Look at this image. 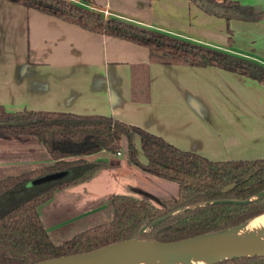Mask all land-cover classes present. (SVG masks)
Here are the masks:
<instances>
[{
	"label": "trees",
	"instance_id": "obj_1",
	"mask_svg": "<svg viewBox=\"0 0 264 264\" xmlns=\"http://www.w3.org/2000/svg\"><path fill=\"white\" fill-rule=\"evenodd\" d=\"M23 8L78 25L92 33L146 47L149 62L190 67L214 66L264 85V65L213 46L190 41L115 16L106 17L93 6L72 0H6ZM207 14L229 21L255 20L258 14L234 0H189ZM130 99L146 104L150 98L148 66L130 68ZM131 135L139 138L146 162L135 155ZM38 137L49 161L0 177V264H34L50 258L83 254L122 241L158 243L182 241L216 234L243 225L264 214V158L210 161L179 150L161 137L103 115L22 110L8 112L0 106V137ZM141 171L176 187L160 205L125 194L109 199L107 218L56 244L41 223L40 205L65 189L98 175L111 163L89 156L100 151H120ZM115 164V162H114ZM113 164V165H114ZM64 173L46 182L31 180ZM208 264H264V256H233Z\"/></svg>",
	"mask_w": 264,
	"mask_h": 264
},
{
	"label": "crops",
	"instance_id": "obj_2",
	"mask_svg": "<svg viewBox=\"0 0 264 264\" xmlns=\"http://www.w3.org/2000/svg\"><path fill=\"white\" fill-rule=\"evenodd\" d=\"M91 1L106 17L129 20L264 65V0H234L258 14L255 20L244 21L209 15L189 0ZM145 64L150 98L141 104L130 99V68ZM0 106L12 113L38 110L108 116L210 161L264 158V85L214 66L150 63L146 47L92 33L6 0H0ZM131 138L135 155L145 163L139 138ZM26 140L13 148L0 147V171L15 172L27 164L49 161L47 155L26 161L1 158L27 152L33 146L27 149L30 141ZM72 187L50 200L73 201ZM87 192L95 194L92 189ZM73 220L68 215L63 221ZM57 226L58 222L52 229ZM52 229L45 228L47 233Z\"/></svg>",
	"mask_w": 264,
	"mask_h": 264
},
{
	"label": "rangeland",
	"instance_id": "obj_3",
	"mask_svg": "<svg viewBox=\"0 0 264 264\" xmlns=\"http://www.w3.org/2000/svg\"><path fill=\"white\" fill-rule=\"evenodd\" d=\"M72 1L89 5L85 0ZM23 139H25L23 136H14L13 139L8 140L2 136L0 137V147L13 148L14 146L24 145L25 141H20ZM26 141H30L29 144L27 143V149L29 148L28 146H33L27 152L17 153V155H4L1 158H18L21 161L45 158L46 151L38 137H30ZM97 153L96 156H92L91 158H103L111 163V167H107L101 171L102 173L98 177L99 180L91 179L72 187L70 190H72L74 195L71 202L57 203L49 200L38 208L44 228L52 229L53 225H56L57 222L59 223V227L57 226L52 230H48L49 232L47 233L49 239L56 244L64 243L75 234L104 221L110 212L109 199L115 193L134 196L138 199L150 201L155 205H160L161 199L173 196L176 192L174 183L163 181L141 171L129 162L127 155L122 150L114 155L106 152L109 157L100 152ZM31 166L30 164L21 166L15 172H5L2 170L0 171V177L15 175L31 168ZM88 189L94 190L95 194H89L87 192ZM68 215L70 219L74 220L65 223L63 220Z\"/></svg>",
	"mask_w": 264,
	"mask_h": 264
},
{
	"label": "bare ground",
	"instance_id": "obj_4",
	"mask_svg": "<svg viewBox=\"0 0 264 264\" xmlns=\"http://www.w3.org/2000/svg\"><path fill=\"white\" fill-rule=\"evenodd\" d=\"M152 241H125L95 255L93 264H206L233 255H264V214L230 231L205 236L175 253L154 254Z\"/></svg>",
	"mask_w": 264,
	"mask_h": 264
},
{
	"label": "water",
	"instance_id": "obj_5",
	"mask_svg": "<svg viewBox=\"0 0 264 264\" xmlns=\"http://www.w3.org/2000/svg\"><path fill=\"white\" fill-rule=\"evenodd\" d=\"M63 174L64 173L48 174L47 176H43V177L31 180V182H29L28 185H32V184H35V183L46 182V181H48L50 179L61 177ZM240 226H242V225H240ZM240 226H237V227H234V228H238ZM228 231H230V230H228ZM224 232H227V231H224ZM218 233H222V232H218ZM216 234L200 235L199 237H193V238L183 239L182 241L166 242V243H158V242L152 241L156 245V249L153 251V253L154 254H157L159 252H162L164 254L175 253V252H177L179 250H182L183 247H185L188 244L193 245V244H195L197 242L199 243V241L202 240L205 236H208V235L212 236V235H216ZM133 240H136V239H133ZM133 240H129V241H133ZM141 241H144V240H141ZM149 241H151V240H149ZM149 241H147V242H149ZM122 242H125V241H122ZM122 242L116 243L114 245H108V246H105V247H101L100 249H97V250L84 252L83 254H70V255H67V256L50 258L49 260L40 261V262H37V263H34V264H93L91 262V260L95 257V255L103 253L106 250H108L109 248H112V247H114L116 245H119ZM250 255L264 256V255L258 254V253H251ZM250 255L242 254V255H233V256H250ZM233 256H231V257H233ZM231 257H225V258H231ZM220 259H224V258H220ZM217 260H219V259H217ZM210 263H212V262H210ZM206 264H208V263H206Z\"/></svg>",
	"mask_w": 264,
	"mask_h": 264
},
{
	"label": "built area",
	"instance_id": "obj_6",
	"mask_svg": "<svg viewBox=\"0 0 264 264\" xmlns=\"http://www.w3.org/2000/svg\"><path fill=\"white\" fill-rule=\"evenodd\" d=\"M105 14V13H104ZM117 154V153H116Z\"/></svg>",
	"mask_w": 264,
	"mask_h": 264
}]
</instances>
